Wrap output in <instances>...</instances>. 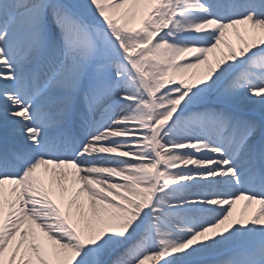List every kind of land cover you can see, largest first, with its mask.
Returning a JSON list of instances; mask_svg holds the SVG:
<instances>
[{
  "label": "snow or ice",
  "instance_id": "snow-or-ice-1",
  "mask_svg": "<svg viewBox=\"0 0 264 264\" xmlns=\"http://www.w3.org/2000/svg\"><path fill=\"white\" fill-rule=\"evenodd\" d=\"M0 264H264V0H0Z\"/></svg>",
  "mask_w": 264,
  "mask_h": 264
}]
</instances>
